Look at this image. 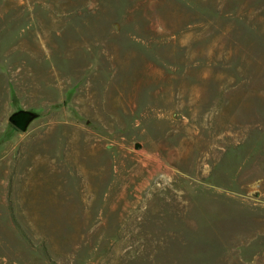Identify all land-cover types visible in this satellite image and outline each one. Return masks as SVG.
Wrapping results in <instances>:
<instances>
[{"label":"rangeland","instance_id":"1","mask_svg":"<svg viewBox=\"0 0 264 264\" xmlns=\"http://www.w3.org/2000/svg\"><path fill=\"white\" fill-rule=\"evenodd\" d=\"M0 264H264V0H0Z\"/></svg>","mask_w":264,"mask_h":264},{"label":"flooded vegetation","instance_id":"2","mask_svg":"<svg viewBox=\"0 0 264 264\" xmlns=\"http://www.w3.org/2000/svg\"><path fill=\"white\" fill-rule=\"evenodd\" d=\"M24 113H28V112H16L13 113L10 117H9V122L15 126V128H17L18 130H23L24 129V125L26 122H24L23 119V114ZM23 125V126H22Z\"/></svg>","mask_w":264,"mask_h":264},{"label":"water","instance_id":"3","mask_svg":"<svg viewBox=\"0 0 264 264\" xmlns=\"http://www.w3.org/2000/svg\"><path fill=\"white\" fill-rule=\"evenodd\" d=\"M34 118V114H32V113H24L23 114V119H24V122H26L25 123V125L23 126L24 128L27 126V124L32 120Z\"/></svg>","mask_w":264,"mask_h":264}]
</instances>
